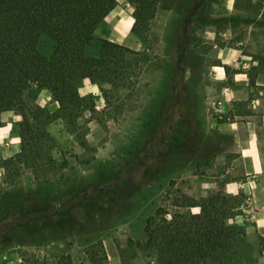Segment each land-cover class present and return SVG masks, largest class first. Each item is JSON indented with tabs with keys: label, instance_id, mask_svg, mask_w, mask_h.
<instances>
[{
	"label": "rangeland",
	"instance_id": "rangeland-1",
	"mask_svg": "<svg viewBox=\"0 0 264 264\" xmlns=\"http://www.w3.org/2000/svg\"><path fill=\"white\" fill-rule=\"evenodd\" d=\"M148 2L149 15L127 43L115 42L130 52L118 78L79 84L84 112L66 118L49 90L35 88L25 94L26 117L20 108L2 113L0 264H57L68 256L79 264L98 243L109 264H155L147 220L161 206L184 212L174 206L181 195L199 200L209 191L240 197L230 222L245 227L246 253L257 255L264 234V0ZM127 5L135 25L136 6ZM159 9L173 22L155 37ZM99 52L98 44L90 49ZM27 121L42 139L39 149L22 146ZM239 140L253 147L219 157L222 143ZM253 264H264V256Z\"/></svg>",
	"mask_w": 264,
	"mask_h": 264
},
{
	"label": "trees",
	"instance_id": "trees-1",
	"mask_svg": "<svg viewBox=\"0 0 264 264\" xmlns=\"http://www.w3.org/2000/svg\"><path fill=\"white\" fill-rule=\"evenodd\" d=\"M126 1L136 6L135 30L149 15L150 4ZM117 5L118 0H0V121L3 112L15 108L26 117L25 94L35 88L49 90L66 118L84 112L81 81L118 78L119 61L130 53L125 46L96 36ZM96 44L100 52L91 55ZM23 126L22 146L39 149L42 139L33 126L28 121ZM174 206L185 211L161 206L146 222V245L155 264H253L264 256V234L254 257L246 253L245 227L230 222L240 214L239 196L209 191L197 200L183 194ZM86 254L79 264H109L101 243ZM57 264L75 263L68 256Z\"/></svg>",
	"mask_w": 264,
	"mask_h": 264
},
{
	"label": "crops",
	"instance_id": "crops-1",
	"mask_svg": "<svg viewBox=\"0 0 264 264\" xmlns=\"http://www.w3.org/2000/svg\"><path fill=\"white\" fill-rule=\"evenodd\" d=\"M118 5L117 7L112 10L110 12V14L105 18V20L99 25V27L97 28L96 32L98 31L103 37L120 43V44H125L127 43L128 39L131 36L132 33V29L135 23V19L133 16V12L127 7L128 2L126 0H118ZM165 3V0H164ZM172 10V8H171ZM170 11V10H169ZM165 10L163 9H159L154 20L152 23V32L155 37L156 36H162L158 33V28H164L165 26H167V22H173L171 17L170 18H165L164 13ZM261 17V15H260ZM264 19V18H263ZM264 21V20H263ZM109 27L110 31L104 32L105 28ZM225 126V125H224ZM204 127H205V131L207 133H209V121L205 118L204 119ZM220 129H223V127L221 126ZM210 134V133H209ZM208 134V135H209ZM207 135V136H208ZM241 142L238 143V145L236 147H227L226 144L222 143L221 144V148L222 151L219 154V157H221V159H228L232 156L231 153H234V150H239V151H246V148H250L251 145L247 146L244 145L242 140H239ZM252 143V142H251ZM253 147V145H252ZM258 146H256L257 148ZM253 149V148H252ZM258 149V148H257ZM253 153V152H252ZM254 157H253V163H254V167L256 171H261V167H262V161L260 156L257 153H253ZM237 180L232 181V183L230 184H234L233 186V190H231L234 194H238L239 193V185L237 183ZM229 187V188H230Z\"/></svg>",
	"mask_w": 264,
	"mask_h": 264
}]
</instances>
